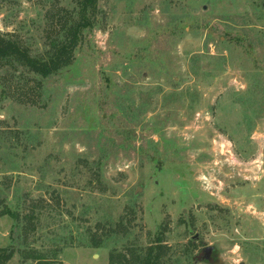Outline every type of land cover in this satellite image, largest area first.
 <instances>
[{
    "label": "rangeland",
    "instance_id": "obj_1",
    "mask_svg": "<svg viewBox=\"0 0 264 264\" xmlns=\"http://www.w3.org/2000/svg\"><path fill=\"white\" fill-rule=\"evenodd\" d=\"M77 13L0 0V33L45 57ZM1 211L6 264L119 263L158 237L164 264H264V0H98L58 72L0 61Z\"/></svg>",
    "mask_w": 264,
    "mask_h": 264
},
{
    "label": "trees",
    "instance_id": "obj_2",
    "mask_svg": "<svg viewBox=\"0 0 264 264\" xmlns=\"http://www.w3.org/2000/svg\"><path fill=\"white\" fill-rule=\"evenodd\" d=\"M98 7V0H78L77 17L62 15L59 22L53 25L55 35L51 40L47 55L45 57L32 56L29 49L12 39L9 33H0V61L3 63H14L26 66L29 70L47 77L58 72L64 66L70 64L74 59V49L81 39L82 30L92 26ZM64 17L65 20H62ZM9 213L16 217L11 211H1L0 214ZM14 249L0 247V264L13 255ZM165 245L163 239L158 237L150 244L144 253L136 254L135 257L124 256L123 260L115 263L114 255H111L112 264H164ZM41 256L36 255V258ZM40 260V259H39Z\"/></svg>",
    "mask_w": 264,
    "mask_h": 264
},
{
    "label": "water",
    "instance_id": "obj_3",
    "mask_svg": "<svg viewBox=\"0 0 264 264\" xmlns=\"http://www.w3.org/2000/svg\"><path fill=\"white\" fill-rule=\"evenodd\" d=\"M204 251H205L204 258L208 259L211 256V253L213 251V246H211V245L206 246L204 248Z\"/></svg>",
    "mask_w": 264,
    "mask_h": 264
},
{
    "label": "clouds",
    "instance_id": "obj_4",
    "mask_svg": "<svg viewBox=\"0 0 264 264\" xmlns=\"http://www.w3.org/2000/svg\"><path fill=\"white\" fill-rule=\"evenodd\" d=\"M236 264H239V262L237 261Z\"/></svg>",
    "mask_w": 264,
    "mask_h": 264
}]
</instances>
